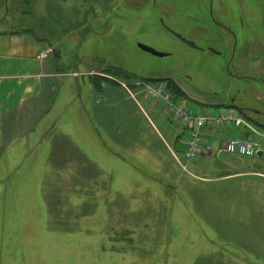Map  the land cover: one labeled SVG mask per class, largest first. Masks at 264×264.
Wrapping results in <instances>:
<instances>
[{
  "label": "rangeland",
  "instance_id": "rangeland-1",
  "mask_svg": "<svg viewBox=\"0 0 264 264\" xmlns=\"http://www.w3.org/2000/svg\"><path fill=\"white\" fill-rule=\"evenodd\" d=\"M86 1L0 0V29L44 40L53 72L39 98L4 119L0 264H264V179L248 173L264 171V154L219 151L244 134L230 125L212 130L213 152L187 160L177 148L187 128L146 91L162 81L192 110L238 107L257 126L264 83L194 57L152 12L188 38V0H148L145 9L156 18L143 22L146 39L160 38L173 56L116 36ZM104 1L112 10L145 6ZM236 92V103L224 101Z\"/></svg>",
  "mask_w": 264,
  "mask_h": 264
},
{
  "label": "flooded vegetation",
  "instance_id": "flooded-vegetation-1",
  "mask_svg": "<svg viewBox=\"0 0 264 264\" xmlns=\"http://www.w3.org/2000/svg\"><path fill=\"white\" fill-rule=\"evenodd\" d=\"M188 1L193 30L192 36L186 39L194 44L189 45L182 42L194 52L193 56L199 57L204 53L205 58L220 61L221 64L227 66L229 77L235 80L241 81L243 78H249L264 83V71L255 66L257 63H264V0ZM85 3L92 5L93 8L86 13L92 14L98 21H103L105 18L111 19L108 26H111L110 28L116 36L120 37L124 34L125 38L129 37L130 40H135L137 48L149 54L151 53L140 47L141 43L167 52L166 56L174 55L172 51L161 48L160 38H155V41L146 39L148 37L144 35V30H141L143 22H153L157 18L159 24L169 34L176 37L179 33L169 23V20L159 15L158 10L156 11L157 7L155 9L153 5L152 12L156 18L153 17L152 21L150 20L149 11H145L149 5L148 0H142V3L145 4L143 11L129 7H115L112 10V6L106 9L104 0H87ZM100 14L101 16H99ZM121 16H125L128 21L125 18L122 19ZM130 26L131 29L128 31L127 27ZM199 29L204 30V34L201 36H197ZM135 32L138 33V39H133L136 35ZM253 64L255 70H251ZM237 93L224 101L229 100L231 103H236Z\"/></svg>",
  "mask_w": 264,
  "mask_h": 264
},
{
  "label": "crops",
  "instance_id": "crops-1",
  "mask_svg": "<svg viewBox=\"0 0 264 264\" xmlns=\"http://www.w3.org/2000/svg\"><path fill=\"white\" fill-rule=\"evenodd\" d=\"M48 47L45 41L32 31L0 29V173L3 171V160L8 148L4 119L44 93L47 80L53 76L51 62L48 60ZM43 52H47L46 57L39 56ZM215 134L214 131L209 132L207 137L211 140ZM181 146L177 147L180 152L183 143ZM248 173L264 179L262 170ZM259 185L260 190H264V180Z\"/></svg>",
  "mask_w": 264,
  "mask_h": 264
},
{
  "label": "built area",
  "instance_id": "built-area-1",
  "mask_svg": "<svg viewBox=\"0 0 264 264\" xmlns=\"http://www.w3.org/2000/svg\"><path fill=\"white\" fill-rule=\"evenodd\" d=\"M39 56L46 57L47 53L43 52ZM146 91L152 98L167 101L174 118L187 128V139L184 141L182 150L187 160L194 161L213 152V145L207 138V134L212 130H220L230 125L236 127L244 125V134L226 139L219 151L239 156H253L260 150H264V129L252 124L237 108L221 106L217 111L192 110L186 103L177 100L172 89L163 82L147 83Z\"/></svg>",
  "mask_w": 264,
  "mask_h": 264
},
{
  "label": "water",
  "instance_id": "water-1",
  "mask_svg": "<svg viewBox=\"0 0 264 264\" xmlns=\"http://www.w3.org/2000/svg\"><path fill=\"white\" fill-rule=\"evenodd\" d=\"M177 36L185 43L189 44V45H193L194 43L188 39H186L185 37H183L180 33H177ZM140 47L145 50V51H148L150 52L151 54L153 55H156V56H166L168 53L167 52H164V51H161V50H158L152 46H149L147 44H144V43H141L140 44ZM259 154L261 155L262 154V151L260 150L259 151Z\"/></svg>",
  "mask_w": 264,
  "mask_h": 264
},
{
  "label": "trees",
  "instance_id": "trees-1",
  "mask_svg": "<svg viewBox=\"0 0 264 264\" xmlns=\"http://www.w3.org/2000/svg\"><path fill=\"white\" fill-rule=\"evenodd\" d=\"M151 79V78H150ZM149 81H154V79H151V80H149ZM172 91H173V88H172ZM255 124V123H254ZM257 126H259V127H261V128H263L264 129V125H257Z\"/></svg>",
  "mask_w": 264,
  "mask_h": 264
}]
</instances>
